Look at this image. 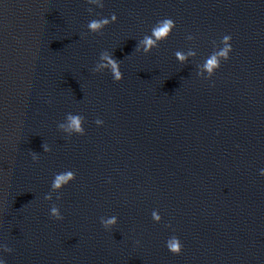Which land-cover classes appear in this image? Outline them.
<instances>
[{"label": "water", "instance_id": "obj_1", "mask_svg": "<svg viewBox=\"0 0 264 264\" xmlns=\"http://www.w3.org/2000/svg\"><path fill=\"white\" fill-rule=\"evenodd\" d=\"M262 169L264 0H0L6 264H264Z\"/></svg>", "mask_w": 264, "mask_h": 264}, {"label": "clouds", "instance_id": "obj_2", "mask_svg": "<svg viewBox=\"0 0 264 264\" xmlns=\"http://www.w3.org/2000/svg\"><path fill=\"white\" fill-rule=\"evenodd\" d=\"M112 20L115 21L116 20V15L113 14L112 16ZM159 22V21H158ZM157 22V23H158ZM103 23H109L108 20H105L103 21ZM92 30H98L100 27H101V24L100 23H96V22H93L90 24L89 26ZM175 27V22L174 20H172L171 18H165V24L164 26L155 32V35L156 37H159V38H166L165 37V34L166 33H169L171 28ZM113 66L115 67V64H113ZM97 123H101L100 121H97ZM261 175H264V169L261 170ZM3 251H8L10 252L11 249L7 248V247H3ZM170 251H172L174 254H180L181 251H182V244L177 247L176 245H173V247L170 249ZM0 264H6V261L4 260V258L2 256H0Z\"/></svg>", "mask_w": 264, "mask_h": 264}]
</instances>
